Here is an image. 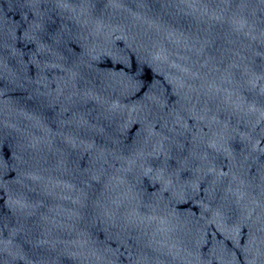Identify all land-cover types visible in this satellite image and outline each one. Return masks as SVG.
<instances>
[{"label":"water","instance_id":"95a60500","mask_svg":"<svg viewBox=\"0 0 264 264\" xmlns=\"http://www.w3.org/2000/svg\"><path fill=\"white\" fill-rule=\"evenodd\" d=\"M0 264H264V0H0Z\"/></svg>","mask_w":264,"mask_h":264}]
</instances>
